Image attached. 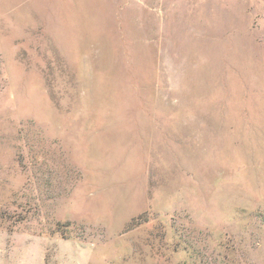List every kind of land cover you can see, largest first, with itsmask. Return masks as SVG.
Instances as JSON below:
<instances>
[{
  "label": "rangeland",
  "instance_id": "obj_1",
  "mask_svg": "<svg viewBox=\"0 0 264 264\" xmlns=\"http://www.w3.org/2000/svg\"><path fill=\"white\" fill-rule=\"evenodd\" d=\"M0 264H264V0H0Z\"/></svg>",
  "mask_w": 264,
  "mask_h": 264
}]
</instances>
